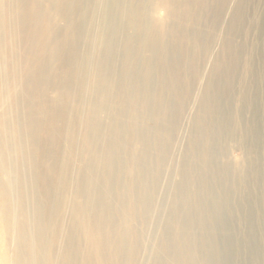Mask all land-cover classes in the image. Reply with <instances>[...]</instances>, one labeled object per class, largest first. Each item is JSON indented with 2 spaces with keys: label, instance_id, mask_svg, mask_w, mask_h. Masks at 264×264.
<instances>
[{
  "label": "bare ground",
  "instance_id": "bare-ground-1",
  "mask_svg": "<svg viewBox=\"0 0 264 264\" xmlns=\"http://www.w3.org/2000/svg\"><path fill=\"white\" fill-rule=\"evenodd\" d=\"M225 4L0 0V264H264L263 57L227 58Z\"/></svg>",
  "mask_w": 264,
  "mask_h": 264
},
{
  "label": "rangeland",
  "instance_id": "rangeland-1",
  "mask_svg": "<svg viewBox=\"0 0 264 264\" xmlns=\"http://www.w3.org/2000/svg\"><path fill=\"white\" fill-rule=\"evenodd\" d=\"M209 1L214 2V0H209ZM238 10H239V12H236ZM233 11L235 13H233ZM229 14H230V16H229ZM259 15H260V17H259ZM224 17H225V19H224ZM226 17H227V19H226ZM222 24H223L222 25L223 27L219 26L220 29L224 28L223 29V31H224V30H226V28L227 29L229 28V30H232V34L234 36L233 39L240 41L238 44V46H240L239 50L237 52L231 51V53L226 52L225 55H227V58L230 55H231L230 56L231 58L232 57L234 58L235 56H238V58H248V56L251 55V50H252L251 48L253 46V48H254L253 57H263V62H261L260 65H257L256 68L258 66L260 68H264V0H235V1L234 0H228V1L226 0V4H225L224 10H223ZM235 35H237V36L235 37ZM230 36H232V35H230ZM215 44H214V48H217L215 51L217 53L221 52V47H220L221 43L216 41ZM234 45H236V42L234 43ZM261 50H262V52H261ZM218 57H219V55H218ZM215 58H217V57H215ZM215 61H217V59H213L212 62L208 61L210 65L208 64L207 61L204 62L202 73L209 74L211 71H213L212 68H210V66H212ZM242 62H243L242 65L243 64L244 65H243V67L241 66L240 70L238 71V73H239L238 79H242V76L244 79L249 78V75L252 77L254 74L257 73V70H255V68L252 69L251 71L248 70L247 67L245 66L247 64H245L244 61H242ZM248 67H249V65H248ZM205 68H206V70H205ZM245 69L247 70V73H246ZM259 70L260 69H258V73L260 72ZM248 71H250V72H248ZM220 72L221 71H217L216 74L218 75ZM222 74L223 73H220L219 75H222ZM240 74H241V76H240ZM221 78L225 79L224 77H221ZM263 104H264V102H263ZM263 110H264V107H263ZM238 129H240V127H238ZM231 148L232 149L229 148V159L231 160L232 163L239 162V160H241L242 156H243V153H241L243 151L242 148L239 146H232ZM237 236L240 239V236L239 235H237ZM235 239H236V236H235ZM235 261L237 263H241L239 258L235 259Z\"/></svg>",
  "mask_w": 264,
  "mask_h": 264
}]
</instances>
